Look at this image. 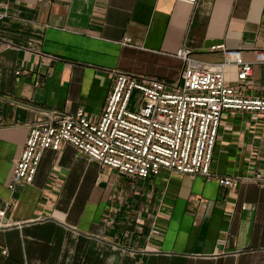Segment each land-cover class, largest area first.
Listing matches in <instances>:
<instances>
[{
    "label": "crops",
    "instance_id": "1",
    "mask_svg": "<svg viewBox=\"0 0 264 264\" xmlns=\"http://www.w3.org/2000/svg\"><path fill=\"white\" fill-rule=\"evenodd\" d=\"M0 264H264V185L161 174L132 179L65 144L34 181L8 182L41 112L98 119L118 72L175 82L185 47L203 63L222 50H264V0H0ZM51 58V59H47ZM17 72L22 74L17 75ZM229 83L237 70L225 69ZM243 94L264 98V65ZM216 176L264 175V113L228 114Z\"/></svg>",
    "mask_w": 264,
    "mask_h": 264
},
{
    "label": "built area",
    "instance_id": "2",
    "mask_svg": "<svg viewBox=\"0 0 264 264\" xmlns=\"http://www.w3.org/2000/svg\"><path fill=\"white\" fill-rule=\"evenodd\" d=\"M3 17L0 14V19ZM217 50L225 56L218 65L195 60L188 48L178 50L175 57L182 61L183 68L171 83L116 73L113 90L98 119L88 117L83 109L74 115L41 112L45 119L30 127L8 190L14 194L20 186L31 184L43 153L59 152L65 144L102 168L132 179L169 172L207 180L216 178L220 186L229 189H236L242 182L264 185V175L258 170L246 175L212 173L225 114L264 113V98L243 94L253 78L254 66L264 65V50L256 51L254 61L245 60L242 50L212 48ZM230 66L237 70L234 83H229L225 75ZM7 212L8 204H0V227L10 225Z\"/></svg>",
    "mask_w": 264,
    "mask_h": 264
},
{
    "label": "rangeland",
    "instance_id": "3",
    "mask_svg": "<svg viewBox=\"0 0 264 264\" xmlns=\"http://www.w3.org/2000/svg\"><path fill=\"white\" fill-rule=\"evenodd\" d=\"M135 97H138V94H135ZM225 115H226V118L223 120L222 124H231L228 113H226Z\"/></svg>",
    "mask_w": 264,
    "mask_h": 264
}]
</instances>
